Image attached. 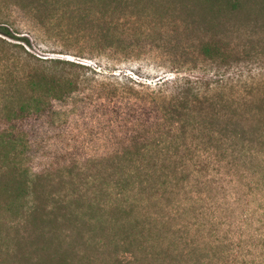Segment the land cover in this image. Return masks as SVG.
<instances>
[{
    "label": "rangeland",
    "instance_id": "rangeland-1",
    "mask_svg": "<svg viewBox=\"0 0 264 264\" xmlns=\"http://www.w3.org/2000/svg\"><path fill=\"white\" fill-rule=\"evenodd\" d=\"M161 16L162 25L152 14L125 19L112 30L120 41L111 44L97 18L55 13L42 0H0V27L11 35H0V133L26 145H17L7 162H0V264H33L50 256L70 264H126L121 250L117 260L112 257L123 235L117 222L121 197L110 187L129 168L125 147L136 151L157 120L152 105L157 80L172 76L173 62L183 68L180 75L197 76L184 70L191 65L180 63L199 39L223 42L231 55L219 68L223 91L229 99H250L253 114L260 113L264 0H248L232 13L185 14L180 16L185 25L176 15ZM206 20L209 27L199 25ZM30 73L41 77V83L36 79L41 91L45 75L62 88L71 83L74 88L41 112L8 113L7 100H28L31 88L24 77ZM254 139L252 156L241 155L222 176L212 171L172 194L159 188L156 200L146 199L150 191L131 199L144 213L139 218L144 226L154 218L160 222L154 246L146 251L149 258L137 252L136 264L189 259L264 264V145L257 135ZM132 161L138 164L137 157ZM13 179L25 183L19 194L10 189ZM134 223L130 218L125 227ZM176 240L180 250L193 242L201 250L184 259L162 253L177 250Z\"/></svg>",
    "mask_w": 264,
    "mask_h": 264
},
{
    "label": "trees",
    "instance_id": "trees-1",
    "mask_svg": "<svg viewBox=\"0 0 264 264\" xmlns=\"http://www.w3.org/2000/svg\"><path fill=\"white\" fill-rule=\"evenodd\" d=\"M247 2L248 0H42V6L62 15L80 14L86 21L91 17L101 20L104 26L100 31L106 28L108 33L104 40L108 39L112 44L120 41L114 37L112 30L118 29L116 27L127 18H146L152 14L157 16V22L162 25V13L178 17L186 14L189 18L193 17V13L205 14L207 11L220 15L240 11ZM179 22L186 24L183 19ZM210 23L211 21L206 20L199 25L209 27ZM0 35L11 36L3 27H0ZM222 43L216 39H199L192 53L186 54L189 59L180 64L191 65L184 70L197 76L180 75L183 68L178 67L179 63L175 65L173 62V71H170L172 76L161 77L154 84L152 105L157 120L149 133L141 136L142 141L136 151H133L130 145L125 147L123 155L129 160V168L121 169L123 179H118L115 187H110L121 197L117 210L122 212V216L117 222L123 236L116 243V250L112 253L115 260L119 258L121 250L126 264H136V253H144L146 260L149 258L146 251L154 246V235L160 222H157L156 218L152 220L153 224L148 221L146 226L139 222L144 213L132 202L131 199L135 195L142 196L146 191H150L146 194V199L152 201L162 193L160 189L164 190L163 193L168 191L172 194L184 190L190 184L189 179L207 178L212 176V171H217V174L222 176V170L238 161L241 155L247 153L252 156L256 135L264 145V100L260 103V113L253 114L254 103L250 99H229L228 93L223 91L225 87L220 83L223 75L219 68L230 61L231 55ZM209 73L211 78L206 79ZM24 78L31 88L28 100H7L5 103L8 113L21 116L41 112L51 100L62 99L74 88L72 83L62 88L58 79L45 75L41 91V85L36 82L37 79L38 83H41V77L30 73ZM37 90L41 92L35 96ZM9 104L14 106L9 108ZM20 144L26 146L24 141L14 143V140L7 138L6 133H0V154L6 151V155L0 156V162L6 163L10 150H15ZM134 157H137L138 164H133ZM12 171L10 169L6 175H11ZM135 175L137 179H133ZM179 179L185 180L180 182ZM12 182L10 189L13 192L19 194L26 188L24 182L14 179ZM64 217L66 218L65 215ZM130 218L134 219L135 223L127 229L126 222ZM180 243V240L174 242L177 250L164 249L162 253L176 254L184 259L195 257L201 250V246L195 242L183 246L180 250ZM189 260H180L178 264H205V261L199 259L193 263ZM119 262L116 261L115 264H122ZM33 264L70 263L64 258L50 256Z\"/></svg>",
    "mask_w": 264,
    "mask_h": 264
}]
</instances>
